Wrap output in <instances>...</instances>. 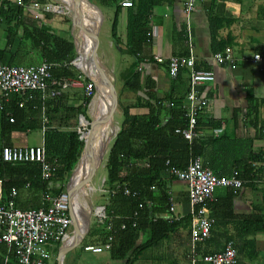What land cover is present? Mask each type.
<instances>
[{"label":"crops","instance_id":"obj_1","mask_svg":"<svg viewBox=\"0 0 264 264\" xmlns=\"http://www.w3.org/2000/svg\"><path fill=\"white\" fill-rule=\"evenodd\" d=\"M3 1L5 0H0V4ZM7 1L14 3V0ZM188 1L152 0L153 7L147 28L148 39L141 47L140 59L134 57L126 48L128 8L122 7L116 10L110 6L106 9L112 25L114 20H117L119 43L113 39L112 27L111 35H106V37L102 35V39L103 52L108 53L110 51L113 59L112 67L115 70L117 66L122 82L119 93L121 106L120 114L118 113L120 116L119 123L123 118V108L136 103L138 98L144 101L152 99L153 103L164 102L168 108L174 111L184 110L187 114L190 109L187 96L190 91L191 69L184 68L177 79L170 78L168 69L172 58L189 57L193 53L196 58L195 68L211 71L215 75L214 81L201 85L197 91L198 98L207 102L206 108L198 117V130L205 135V141L202 143L208 140L210 142L205 149L204 156L200 157L203 163L210 162L208 166L204 165L222 177L230 176L242 164H252L261 171L258 179L246 181L245 186L237 192L231 188L216 189L214 200L208 204L210 216L215 220L212 234L205 244L202 242L196 244L195 252L191 237L193 215L188 186L177 178H173L170 181V202L171 206L174 205L175 207V215L181 216L179 220L181 223L176 228L169 229L168 233L163 234L164 239L158 247L147 245L153 235L150 229H145L137 243L138 249L134 253L129 251L128 256H132L134 259L133 264H192L195 257L197 259L196 264H198L205 252L208 253L207 255L221 253L229 243H233L237 252L238 264H264V256L261 255L260 259H257L253 255L252 249L255 248L256 251L264 253V232L255 235L252 233V228L248 226L250 222L248 219L264 204V161L261 160L263 157L259 156L264 151V134L261 133L264 127V62L256 63L252 60L253 54L259 53L264 56V0H216L215 2L213 0H195L194 10L187 13L186 4ZM32 2L48 4L52 6V9L49 11L34 9L30 6ZM26 3V7L19 8L17 6L18 10L22 11V21L27 26L26 32H24V27L21 28L19 38L28 36L34 28L40 29L73 41L76 54L74 57H68L61 62H49L42 58L40 50L33 49L31 45L23 46L21 51L26 53V61L21 65H9L11 54L6 49L8 25L6 20H2L0 26V66L28 67L52 63L54 64L52 67L53 80L57 82L77 79H83L86 83L92 82L86 73L73 63L77 59L71 62L72 59L77 58L79 53L78 44L70 33V16L68 17L57 7L58 3L55 0H27ZM96 6L98 18L96 29H101L103 18L97 9L98 6ZM71 7L81 12L78 7ZM119 28H122L121 32H119ZM18 42L19 40L11 48L12 53L20 50ZM219 47L222 49L216 51ZM227 48L232 50V60L219 64L215 59V54L225 52ZM156 57L163 58L164 61L162 63L157 62ZM57 69L70 70L79 75L76 78L67 77L65 73L63 77L55 76L54 71ZM136 74L141 75L140 84L143 87V92L138 94L126 88L128 83L135 80ZM55 88L59 89L57 85ZM32 92L40 93V100L43 102L42 129L15 133L13 137L14 147H44L46 149L44 139L48 117L45 112V104L50 100L57 99L62 94H66L68 97L66 105L76 108L82 106V96L84 94L85 96L89 95L85 87H79L62 91L56 98L50 97L49 93L44 95L40 91H29L19 98L22 106L13 99H4L1 94L0 102L3 108L10 102L24 107L32 99L33 95L30 94ZM252 98L258 105L257 112H252L250 109ZM148 112V109L142 108L134 113L146 115ZM62 117H64L63 114ZM83 117L86 119L85 116L80 115V119ZM78 118L73 117L70 120V125H75L77 128ZM171 119L172 115L168 113L164 118V124ZM62 123L57 121V128L66 129L67 127ZM33 132L42 134L43 143L41 145L30 144L29 137ZM215 132H218L219 135L214 136ZM79 133H81L80 130ZM192 160L193 158L189 160L187 166ZM48 161L53 164L55 171L58 167L57 161H50L49 159ZM53 184L54 182L50 183L51 188H56L52 186ZM61 194H50L48 197H44L29 190L27 186L20 192L18 190L16 204L18 208L23 210L48 208L52 201ZM7 199H4L3 196L4 201ZM106 205L101 207L106 208ZM171 206L170 210H166V214L158 215L154 220L162 217L173 223ZM135 216L138 217L137 214ZM137 219L135 218L136 221ZM124 225L126 228V224H123L122 230L125 229L123 228ZM88 233L74 256H70L74 245L68 249L63 258H68L67 264L128 263V258L113 257L112 248L101 253L87 251L85 246L104 245L97 241L99 237L97 229L92 230L90 236ZM159 236L161 237V235ZM252 240L255 245L251 244ZM242 246L248 247V250L240 255ZM49 249L53 254L49 264H57L58 261L55 263L54 259L61 248L58 249V246L55 245ZM13 261L18 262L14 249L6 244H0V264H12ZM203 264L207 263L204 262Z\"/></svg>","mask_w":264,"mask_h":264},{"label":"trees","instance_id":"obj_2","mask_svg":"<svg viewBox=\"0 0 264 264\" xmlns=\"http://www.w3.org/2000/svg\"><path fill=\"white\" fill-rule=\"evenodd\" d=\"M89 1L101 9H107L110 6L116 10L122 8L118 4L119 0ZM215 1L213 0V2ZM152 5V0H133V5L128 7L126 48L137 59H140L141 47L148 39L147 28ZM22 17V11L18 10L13 2L5 0L0 4V26L2 20H6L8 25L6 49L11 54L9 65L23 64L27 55L21 51V47L30 45L33 49L40 50L42 58L49 62H61L68 57L75 56L76 47L73 41L40 29L34 28L28 36L25 35L20 39L21 28L24 27V32H26L27 27L23 23ZM112 36L119 43L116 19L112 25ZM17 40H19L20 50L12 53L11 48ZM221 49L222 47H219L216 51ZM79 50L78 45V52ZM74 60H76L75 64L81 68L80 58L72 59L71 62ZM64 73L67 77L72 78L79 75L66 69L54 71V75L59 77H63ZM140 80L141 75L136 74L135 80L128 83L126 88L137 94L143 92ZM30 94L33 97L24 107L10 102L0 110V179L4 182V199L10 197L14 188L20 192L27 186L29 190L44 197L65 192L66 185H68L71 174L85 147L84 140L80 138L81 133L75 128V125H70V120L80 115L89 120L87 109L94 98L95 88L91 96H82L83 104L80 107H68L66 94H62L57 99L50 100L45 104V112L48 117L44 139L46 152L50 161L56 160L58 163V167L53 171V177L50 180L43 178L42 169L38 162L16 164L5 162L3 150L6 147H14L13 137L15 133L42 129L43 102L40 100V93L32 92ZM142 108L148 109V114L137 115L134 113ZM170 109L164 102L153 103L152 99L144 101L139 98L136 103L125 106L122 110L123 118L120 121V132L107 157V217L103 222L94 224L88 235L91 234L92 230L97 229L99 235L97 241L101 244H105L110 237H113L111 249L113 257L128 258L127 264L134 263V259L132 256H128V253H134L138 249L137 243L145 229H150L153 235L147 245L158 247L164 239L163 234L168 233L169 229H174L181 223L180 221L171 223L162 217L154 220L158 215L166 214V210H170V181L176 177L170 175L168 169L170 166L185 169L191 158L204 156L205 149L210 143L209 140L205 143L198 140L190 141L183 135L177 134L176 129L187 125V116L184 110L174 111ZM250 109L252 112L258 111V105L254 98L251 100ZM168 113L172 115V119L164 124V118ZM12 117L14 122H11ZM57 121L63 122L62 124L67 128H57ZM259 156L263 157L261 160L264 161V151ZM208 163L210 164V162ZM208 163L204 164L208 166ZM236 170L240 172L245 182L258 179L261 171L252 164H242ZM51 182L61 183V187L51 188ZM123 182H127L133 191H137L138 196L126 195L121 186ZM141 204L143 205L142 208L140 207ZM263 211L264 204L248 219L250 222L247 225L252 228V233L255 235L264 232ZM136 214L138 217L135 216ZM135 218H138L137 221ZM123 224H126L124 230L121 229ZM110 228L112 229L110 230ZM206 242L208 240L202 244ZM251 244L255 245L253 240ZM61 246L62 244H59L58 249ZM252 249L253 255L257 259H260L261 255L264 256V253L256 251L255 248ZM247 250L248 247L242 246L240 255ZM207 254L205 252L203 257ZM202 259L198 264L204 263ZM12 264H18V262L13 261Z\"/></svg>","mask_w":264,"mask_h":264},{"label":"built area","instance_id":"obj_3","mask_svg":"<svg viewBox=\"0 0 264 264\" xmlns=\"http://www.w3.org/2000/svg\"><path fill=\"white\" fill-rule=\"evenodd\" d=\"M27 0H14L19 8L26 7ZM195 0H189L186 4V12L194 10ZM120 7L128 8L133 5L132 0H121ZM30 6L41 11H49L52 6L40 2H32ZM157 62L162 63L163 58L156 57ZM219 64L232 60V50L227 48L225 52L215 54ZM252 60L256 63L264 62V56L253 54ZM52 63H43L39 66H0V94L6 100H15L20 106V96L29 91H40L44 95L56 98L62 91L71 88L85 87L87 94L94 93L95 84L86 83L83 79L57 82L53 80ZM196 58L192 53L189 57H174L169 62V76L177 79L184 68L191 69L190 91L187 101L190 103L186 116L188 124L185 128L176 129L187 140L205 141V135L198 130V117L206 108L207 102L197 96L198 88L215 80L211 71L195 68ZM59 89H56L55 86ZM53 86V87H52ZM3 106L0 102V110ZM13 122L14 119L11 118ZM264 133V127L262 128ZM219 133L215 132L214 136ZM3 159L9 163L38 162L42 166V176L50 180L54 166L47 159L44 147H6L3 150ZM169 164V162H168ZM169 174L188 186L190 204L192 206V244L195 252L197 243L207 241L212 234L215 220L210 216L208 204L214 200L215 191L218 188H231L235 192L245 186L239 171H234L230 176H218L210 168L206 167L200 157H195L185 169L170 166ZM122 190L126 195L136 197L137 191H133L127 182L122 183ZM4 182L0 179V244H6L13 248L19 264H49L53 258L50 247L62 244L61 251L71 240L72 218L70 214L72 197L69 192H63L52 201L48 208L23 210L17 207L16 197L18 190L14 188L7 201L3 200ZM142 208L143 205L141 204ZM100 222L106 220V208L99 206L96 210ZM172 221H179L181 216L175 215V207L171 206ZM125 228V225L123 226ZM112 228H110L111 230ZM113 237L103 246L88 245L87 251L101 253L112 248ZM60 251V252H61ZM196 257L192 264H196ZM203 262L207 264H238L237 252L233 243H229L221 253L205 255Z\"/></svg>","mask_w":264,"mask_h":264},{"label":"bare ground","instance_id":"obj_4","mask_svg":"<svg viewBox=\"0 0 264 264\" xmlns=\"http://www.w3.org/2000/svg\"><path fill=\"white\" fill-rule=\"evenodd\" d=\"M58 4H62V2H66V4L70 6H76L82 8L84 11L81 12L83 17L86 19L80 21V27L78 29V45H79V54L78 58H80V67L85 71H89L91 67L90 59L88 56V48L92 45L93 34L97 28L98 18L96 8L93 4H91L88 0H55ZM76 62V61H75ZM73 62V63H75ZM99 83L102 84V99L107 103L109 108L113 107L114 103V87L111 78L109 77L106 70L99 72ZM91 110L93 115L92 124L87 119H82V125L87 126L89 124L92 125L91 129H88L83 134V139L87 143V149L90 151L96 152V155H100L105 145L108 143V139H111V131L112 136L115 132V129L112 125L111 117L109 114V110L104 103H102L97 98L94 99L91 103ZM103 159L98 160L97 158H93L92 160L83 162L80 166L78 174L75 175V178L72 184H75L77 188L76 193L74 194L71 190L72 194V204L75 212L78 214L80 221V229L82 233H85L89 226V215L91 214L90 207L86 205L89 200V193L91 190L90 187V172L93 171L95 167L101 163ZM71 189V188H70ZM82 212H85L82 216ZM75 239H72L65 245L62 251V258L66 255L68 249L74 245Z\"/></svg>","mask_w":264,"mask_h":264},{"label":"water","instance_id":"obj_5","mask_svg":"<svg viewBox=\"0 0 264 264\" xmlns=\"http://www.w3.org/2000/svg\"><path fill=\"white\" fill-rule=\"evenodd\" d=\"M90 3L93 4L92 2H90ZM57 7L63 13H66L68 16H70V18L73 20L74 23L76 20H79L82 22H83V20H85V18L83 17V15L81 14L80 11H78L76 8L71 7L70 5L66 4V2H62L61 5L57 4ZM92 37H93L92 45L90 46V48H88V56L90 59L91 67H90L89 71H87V72L84 71V72L86 73L88 78L95 84V94H94L93 100L97 98L102 103H104V106H106L108 108L109 114L111 117V121H112V125L115 129V132H114L113 136L111 137V139L108 141V143L105 145L104 150L100 155H96V152L94 153L93 151L88 150L87 149L88 145L85 141V147L83 149V152H82V154L78 160L76 167L74 168V170L71 174V177H70V180L68 183L67 192L70 193L71 197H72V194H71L70 188H71L72 182L75 178V175L78 174V171L80 169L81 164L83 162L92 160L93 158H97L98 160L104 159L106 157V155L109 154V152L112 148V145H113L115 139L117 138V136L120 132V123L118 120V110L116 107L115 108H109L107 103L103 101V99H102V97H103V95H102V84L98 82L99 72L105 70L104 63H103V55H104V52H103L104 48L103 47L104 46H103V39H102V30L100 28L96 29L94 31V34ZM113 87H114V93L116 96V103H117L118 94H117L116 87L114 85H113ZM82 119H81V124H82ZM81 139L84 140L83 134H81ZM93 174H94V172L91 173L90 176L92 177ZM86 205H88V207L91 208V202L89 200L87 201ZM70 214H71V218H72L71 238L75 239V243H74V246H73V249H72L70 256H74V254L77 252V250L83 244L84 239H85V237L89 231V226H88L85 233L81 232L80 224L78 223L80 221V219H79L78 214L74 210L72 202H71ZM62 251L60 252V258H59L57 264H67L68 258H66V259L62 258Z\"/></svg>","mask_w":264,"mask_h":264},{"label":"rangeland","instance_id":"obj_6","mask_svg":"<svg viewBox=\"0 0 264 264\" xmlns=\"http://www.w3.org/2000/svg\"><path fill=\"white\" fill-rule=\"evenodd\" d=\"M97 7V6H96ZM79 8V7H78ZM97 9L99 10L101 17L103 18V23H102V35L104 37H106V35H111V27H112V21L109 20L108 18V13L106 9H100L97 7ZM79 10L84 11L82 8H79ZM69 17V16H68ZM70 19V18H69ZM70 23H71V27H70V33L73 37V39L75 40L76 44H78V29L80 27V21L76 20L75 23L73 24V21L70 19ZM74 26V27H73ZM122 28H119V32H121ZM106 43H107V38H106ZM78 58V57H77ZM113 59L112 56L110 54V51L105 52L104 51V55H103V63H104V68L107 71L109 77L112 80L113 85L116 87L117 90V94H118V101L116 103V96L114 93V103H113V107L112 108H117L118 113L120 114L121 111V106H120V101H119V93L121 92V80L119 78V73H118V68L116 66V69H113ZM79 68V67H78ZM83 71H85L83 68H80ZM79 70V69H78ZM81 71V70H79ZM87 72V71H86ZM84 94V93H83ZM85 95V94H84ZM92 103V102H91ZM91 103L87 109V115L89 116V120L90 123L92 124V120H93V115H92V110H91ZM79 122H78V131L80 130L81 134H83L85 131H87L88 129L92 128V125L89 124L88 127L87 126H83L80 122V116H79ZM120 119V116H118V120ZM111 137H112V131H111ZM30 144L31 145H36L39 146L43 143V137L42 134L40 132H33L30 137ZM109 141V139H108ZM85 142V141H84ZM107 157L108 155H106V157L101 161V163L98 165V167H95L93 169V171L90 172L91 173L94 172L93 176H90V190L91 192L89 193V201L91 202V213L89 215V228L91 226H93L94 224H96L97 222H99V217L97 216V208L99 206H105L107 204V188H108V183H106V163H107ZM52 186H55L56 188H60L61 187V183H54ZM68 189V185H66V190ZM77 188L75 187V184L73 183L71 185V191L74 194L76 193ZM82 216L84 215L85 212H82ZM57 257V258H56ZM54 259L55 263L59 260L60 258V252L59 254H57Z\"/></svg>","mask_w":264,"mask_h":264}]
</instances>
